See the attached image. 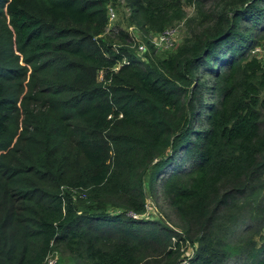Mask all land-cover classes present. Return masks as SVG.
<instances>
[{"label": "trees", "instance_id": "obj_1", "mask_svg": "<svg viewBox=\"0 0 264 264\" xmlns=\"http://www.w3.org/2000/svg\"><path fill=\"white\" fill-rule=\"evenodd\" d=\"M108 1L0 0V264H46L55 253L70 264H180L186 239L129 216L159 196L193 243L187 264H264V244L232 247L223 223L264 174V66L247 59L258 37L239 31L252 23L264 33V0L231 1L226 19L157 69L124 32L121 46H106ZM129 1L146 34L180 19L169 16L172 0ZM204 72L217 81L207 107Z\"/></svg>", "mask_w": 264, "mask_h": 264}, {"label": "rangeland", "instance_id": "obj_2", "mask_svg": "<svg viewBox=\"0 0 264 264\" xmlns=\"http://www.w3.org/2000/svg\"><path fill=\"white\" fill-rule=\"evenodd\" d=\"M231 1L236 2V0H172V3L167 6V8L171 10L169 16L174 18L177 12L180 14L179 20L173 19L171 25L166 27L168 28L167 30H174V35L172 34L170 39L173 44L167 50L155 52L150 43L154 38V34H146L139 26H137V18L133 13L134 8L132 3L129 0H109V7L113 8L115 17L110 26H108L107 33L104 34L102 39L106 46L111 44L119 47L123 44V42L117 37L120 31H124L128 34L133 42L135 41L133 38L135 35L137 39H140V41L147 44L149 51L145 54L138 53L133 44L132 51L138 54V56H141L140 59L144 65L157 69L159 66L158 62L167 59L176 48L184 47V45L194 41L196 37L200 35L202 36L204 32L214 29L221 20L226 19L233 8ZM226 27L227 25L223 26V29ZM109 30L111 32H109ZM239 31L253 37V40L258 37V44L254 50L259 49L260 51L257 54H253V50L247 59H251L255 56L264 66V58L262 57L264 52V33L258 32L252 23H241ZM125 41L127 43L126 36ZM204 70L210 72L207 67H204ZM208 74L210 73L204 72L200 74V77L198 78L202 84V90L199 92L198 102L203 103L205 107L212 103L215 104L218 99L217 94L214 93V90L217 87V81L211 76V74ZM188 98H190L189 95L181 97V100L183 103L187 104ZM263 100L264 91L261 92L260 102ZM259 111L264 120V107H260ZM200 114V118L195 123L194 127L199 131L205 132L208 129L206 124L207 112L204 109ZM145 189L147 192L149 191V188L146 185ZM148 198H151L152 202L149 200L147 201L145 206L146 212L140 219L145 220L144 222L146 223L152 224L159 222L171 231L180 235L183 239H186L184 242H179L180 247L178 251L183 254V257H181V263L183 261H188L193 255L195 249L193 243L187 239V236L183 234L179 227L180 224L176 211L170 204L171 199H165L161 196L157 199L156 197ZM123 211L124 210L121 208L114 207H109L108 210L112 215ZM223 217V223L227 225L225 227H230L233 230V235L230 239V245L232 247L241 245L242 250L246 247L243 252L254 253L252 251L264 244V174L248 184L244 196L236 198L229 208L224 211ZM147 227L151 228L150 226ZM177 240L176 237L171 239V244L166 246V252L168 250L176 252L175 243ZM251 248L253 249L252 251L249 250ZM166 252H163V248L156 247L152 251V254L164 261L166 259ZM55 254L56 255L54 256H50V259L56 257V264H70V260H68L66 255L64 262L60 263L62 260L61 256L58 253ZM240 259L244 261L243 257H240ZM228 264L236 263H234V260H231Z\"/></svg>", "mask_w": 264, "mask_h": 264}, {"label": "built area", "instance_id": "obj_3", "mask_svg": "<svg viewBox=\"0 0 264 264\" xmlns=\"http://www.w3.org/2000/svg\"><path fill=\"white\" fill-rule=\"evenodd\" d=\"M114 17H115L114 11H113V9L111 7H109V9H108L109 26H110L112 20L114 19ZM173 31L174 30L169 29V30H165V31H163L161 33H158V34H154V38L151 40L150 43H151L152 48H153V50L155 52L167 50L168 48H170L172 46L173 42H171L170 39H171V35L172 34L174 35ZM133 38L135 40L134 42L129 37V40H128V42L130 43V44H128L129 47L131 49H133L132 48V44H133L136 52L144 53V54L148 53L149 50H148L147 44L142 42V41H140V39H137L135 35L133 36ZM259 51H260L259 49H255L253 51V54H257ZM262 57L264 58V52H263V56ZM256 59L259 60L258 58H256ZM100 75H102V73ZM129 216L132 217L133 219H139L142 216H144V214L143 215L129 214ZM56 260H57L56 257H54L52 259H50V257H49L47 259L46 264H56ZM181 264H187V261H183Z\"/></svg>", "mask_w": 264, "mask_h": 264}, {"label": "clouds", "instance_id": "obj_4", "mask_svg": "<svg viewBox=\"0 0 264 264\" xmlns=\"http://www.w3.org/2000/svg\"><path fill=\"white\" fill-rule=\"evenodd\" d=\"M109 9V8H108ZM113 9V8H112ZM109 23V20H108ZM124 32V31H123ZM125 33V32H124ZM125 35L127 36V39L129 40L128 34L125 33ZM254 57V56H253ZM255 58V57H254ZM256 59V58H255Z\"/></svg>", "mask_w": 264, "mask_h": 264}]
</instances>
